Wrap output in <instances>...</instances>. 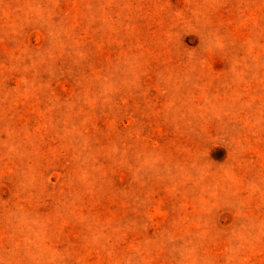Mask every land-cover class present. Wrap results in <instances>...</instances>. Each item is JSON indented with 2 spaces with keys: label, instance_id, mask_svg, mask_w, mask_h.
I'll use <instances>...</instances> for the list:
<instances>
[{
  "label": "rangeland",
  "instance_id": "rangeland-1",
  "mask_svg": "<svg viewBox=\"0 0 264 264\" xmlns=\"http://www.w3.org/2000/svg\"><path fill=\"white\" fill-rule=\"evenodd\" d=\"M0 264H264V0H0Z\"/></svg>",
  "mask_w": 264,
  "mask_h": 264
}]
</instances>
